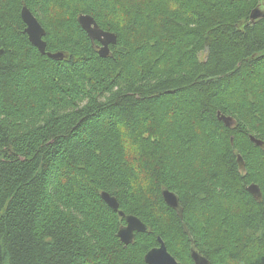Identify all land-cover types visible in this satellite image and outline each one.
Returning a JSON list of instances; mask_svg holds the SVG:
<instances>
[{
    "label": "trees",
    "instance_id": "1",
    "mask_svg": "<svg viewBox=\"0 0 264 264\" xmlns=\"http://www.w3.org/2000/svg\"><path fill=\"white\" fill-rule=\"evenodd\" d=\"M259 1L0 0V264H145L157 238L178 264L192 245L264 264V19L245 25ZM23 5L66 58L31 45ZM80 15L116 36L106 58ZM103 192L147 228L127 246Z\"/></svg>",
    "mask_w": 264,
    "mask_h": 264
},
{
    "label": "water",
    "instance_id": "2",
    "mask_svg": "<svg viewBox=\"0 0 264 264\" xmlns=\"http://www.w3.org/2000/svg\"><path fill=\"white\" fill-rule=\"evenodd\" d=\"M20 17L25 25L24 34L27 35L28 41L33 45L41 55H45L47 58L54 61H60L66 58L62 53H48L46 52V43L43 40L45 36V31L37 21V19L32 15L29 9L23 5L20 11ZM264 18V6L262 9L256 8L250 15L251 20ZM77 22L81 29L87 34L91 41L98 43L97 54L101 58H106L110 53V46L116 44V36L108 31H103L99 28L94 18L89 15H80ZM1 53V52H0ZM217 118L221 121L225 127L231 128L234 125V120L231 117L224 116L217 112ZM256 145L260 146L262 143L250 137ZM237 164L240 167L243 165V161L240 155L236 156ZM246 191L252 195V197L259 201L261 199V191L256 184H250L246 187ZM162 199L164 203L171 209L180 212L179 203L177 196L164 189L162 191ZM101 199L107 204V206L125 220V225L121 227L117 233V237L124 246L129 245L135 236V233L146 232V226L135 216L124 215L123 212L118 211V203L116 199L107 193H101ZM190 257L193 264H209V261L202 256L192 245L190 248ZM145 264H178V262L171 256L168 252L165 244L160 238H157V246L150 249L144 255Z\"/></svg>",
    "mask_w": 264,
    "mask_h": 264
},
{
    "label": "flooded vegetation",
    "instance_id": "3",
    "mask_svg": "<svg viewBox=\"0 0 264 264\" xmlns=\"http://www.w3.org/2000/svg\"><path fill=\"white\" fill-rule=\"evenodd\" d=\"M263 6H264V0H261V1H259V2L253 7V9H251V11H250V13H249V15H248V19H247V21H246V23H245L246 26H247V25H254V24H256L257 22H259L260 20L264 19V18H259V19H255V20H251V19H250V15H251V13L253 12V10H255L256 8L262 9Z\"/></svg>",
    "mask_w": 264,
    "mask_h": 264
},
{
    "label": "clouds",
    "instance_id": "4",
    "mask_svg": "<svg viewBox=\"0 0 264 264\" xmlns=\"http://www.w3.org/2000/svg\"><path fill=\"white\" fill-rule=\"evenodd\" d=\"M170 7H175L174 5H170ZM49 19L53 22V24H55L57 22L58 19H60L62 16H64L65 14L60 12L59 10L56 9H50L49 11Z\"/></svg>",
    "mask_w": 264,
    "mask_h": 264
}]
</instances>
